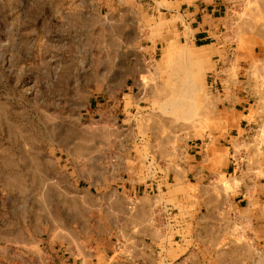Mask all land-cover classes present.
I'll list each match as a JSON object with an SVG mask.
<instances>
[{
    "label": "rangeland",
    "instance_id": "obj_1",
    "mask_svg": "<svg viewBox=\"0 0 264 264\" xmlns=\"http://www.w3.org/2000/svg\"><path fill=\"white\" fill-rule=\"evenodd\" d=\"M228 135L263 154L264 0H0V264H175L197 166L223 202L244 183ZM258 204L212 235L219 264H264ZM163 213L167 235L120 246Z\"/></svg>",
    "mask_w": 264,
    "mask_h": 264
},
{
    "label": "crops",
    "instance_id": "obj_2",
    "mask_svg": "<svg viewBox=\"0 0 264 264\" xmlns=\"http://www.w3.org/2000/svg\"><path fill=\"white\" fill-rule=\"evenodd\" d=\"M204 17H206L205 14L202 15V20ZM207 31L208 29L205 30V28L197 30L194 39L197 41L205 40L207 36H204V34ZM228 110H234L231 111V113L233 115H236L237 110L235 111V109L230 108ZM245 110L247 109L243 108L240 112H242V114L247 117L249 115V112H245L244 114ZM244 121L247 122L246 124H244L245 128L248 125L255 123L248 120ZM235 129L236 127L234 126V128H232L231 130L229 129L228 131L233 132L234 130L235 132ZM234 138L236 137L228 135L227 139L223 141V147L229 150L225 174L241 179L242 172L240 166H243L245 168L244 175L246 176L245 180L243 179L244 183L241 184L238 189H235L234 192L228 193V201L223 202L206 189L204 182L205 180H207V171L204 168H201V166H197V184L200 183L201 185L197 186L194 192L189 191L188 194L191 196H196L195 198H197L198 202L197 204L185 205V207H195V209L193 208V216H189V218L187 216V218L183 220L178 218L176 223L171 224V231L174 232L173 237L177 242L180 243L181 254L175 259V261L171 259L170 262L172 261L175 264H219V254L214 250L213 245L215 240L217 239H214L212 235H215V238L219 237V233H221V229L223 228V226H229L230 223H234L238 218L241 219L244 213L251 212L253 204L262 202H259V200H261V196H259V194H257L255 190V187H258L256 183L257 175L255 173L259 171L262 175H264V147L261 151L263 152V154H261V157H255L252 155V153L244 154L243 156L236 155L232 150V141H234ZM202 160L203 158L200 159V161ZM160 179L151 180L148 183V185L150 186L148 187V189L152 190V192H148V197L159 195L158 183L160 182ZM262 179H264V176L262 177ZM185 187H187L186 183ZM252 188H254L255 191ZM146 189L147 188L143 187L142 191H140L139 186H130L129 188H127L126 195L130 196L131 199H136L138 201V199L141 200L144 198V190ZM163 193L165 194V191ZM258 205L264 206L262 203ZM137 208L139 209V211L143 212L149 210V206H145L143 204H139ZM158 209L159 211H161L162 207H158ZM240 213H242L243 215H239ZM174 214L175 213H173V215ZM248 217L249 216H247V218ZM165 219L166 214L163 213V217H160V219H158L159 222L154 228L145 227V225H143L141 221L139 223H135L134 225H138L139 228L138 233H134L132 236L129 235L127 237L121 236L120 246H124V243H127L126 241L145 243L148 239L149 241L152 240L154 242L159 237L160 230L161 234L167 235L169 231L166 226H164V223L166 222ZM129 246L128 249L130 248ZM121 254L122 255L120 256V262H118L117 264H132L134 262L135 258H130L129 255H126L124 253ZM133 256H135V253L133 254ZM143 262H145V259Z\"/></svg>",
    "mask_w": 264,
    "mask_h": 264
},
{
    "label": "bare ground",
    "instance_id": "obj_3",
    "mask_svg": "<svg viewBox=\"0 0 264 264\" xmlns=\"http://www.w3.org/2000/svg\"><path fill=\"white\" fill-rule=\"evenodd\" d=\"M198 78H199V77H198ZM198 78H193V79H191L190 81H187V82H188V84L191 83V84H190L191 86H194V85H196V80H197Z\"/></svg>",
    "mask_w": 264,
    "mask_h": 264
}]
</instances>
